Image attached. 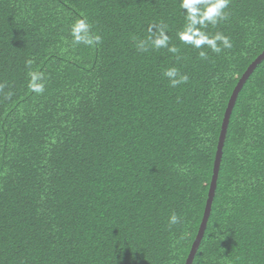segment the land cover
Returning a JSON list of instances; mask_svg holds the SVG:
<instances>
[{
	"label": "trees",
	"instance_id": "1",
	"mask_svg": "<svg viewBox=\"0 0 264 264\" xmlns=\"http://www.w3.org/2000/svg\"><path fill=\"white\" fill-rule=\"evenodd\" d=\"M179 3L0 0V264H185L228 101L264 52V0H230L208 25L230 38L220 53L179 41ZM80 19L90 45L73 42ZM161 27L176 53L149 42ZM169 68L187 83L172 87ZM216 183L192 264H264V59L238 93Z\"/></svg>",
	"mask_w": 264,
	"mask_h": 264
},
{
	"label": "clouds",
	"instance_id": "2",
	"mask_svg": "<svg viewBox=\"0 0 264 264\" xmlns=\"http://www.w3.org/2000/svg\"><path fill=\"white\" fill-rule=\"evenodd\" d=\"M230 0H180L179 7L185 18V25L182 31L177 33L181 43L190 45L195 49H210L214 53H220L223 49H230L232 43L230 38L223 33L217 32L209 35L206 31L208 25H216L227 18L225 10L228 8ZM90 25L84 19L77 20L71 28V35L75 44L90 45L93 39L89 37ZM100 38L95 37V42L99 43ZM149 42L156 49L168 48L172 53L177 52L175 46L169 47V36L164 27L159 29L158 35L153 34L149 37ZM144 41H141L139 48L146 51ZM201 58H206V52L200 51ZM164 76L169 78L170 85L176 87L179 84L187 83L188 76L181 75L176 68H169L164 72ZM29 89L36 93L42 94L45 90L43 74L35 71L29 72ZM179 222V217L172 214L169 218L170 225Z\"/></svg>",
	"mask_w": 264,
	"mask_h": 264
},
{
	"label": "water",
	"instance_id": "3",
	"mask_svg": "<svg viewBox=\"0 0 264 264\" xmlns=\"http://www.w3.org/2000/svg\"><path fill=\"white\" fill-rule=\"evenodd\" d=\"M264 59V52L261 53L247 68V70L245 71V73L243 74V76L240 78V80L238 81L236 87L234 88L230 99L228 101L225 113H224V117H223V121H222V125H221V130H220V134H219V139H218V144H217V150H216V154H215V159H214V166H213V174H212V178H211V182H209L210 184V188H209V192H208V196H207V201L205 204V208H204V212H203V216H202V221L200 223V227L198 229V232L196 234V237L193 241L192 247L189 251L188 257L186 259L185 264H192L195 255L197 253V250L200 246L201 240L203 238L204 235V231L206 229L207 226V222L211 213V205H212V200L215 194V190H216V182H217V177H218V173H219V168H220V163H221V159H222V154H223V147H224V143H225V138H226V134H227V129H228V125H229V120H230V115L232 113L233 107L235 105L237 96L239 91L241 90L243 84L245 83L246 79L250 76V74L253 72V70L256 68V66Z\"/></svg>",
	"mask_w": 264,
	"mask_h": 264
}]
</instances>
